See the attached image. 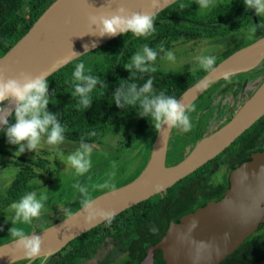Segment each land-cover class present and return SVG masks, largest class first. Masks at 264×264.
<instances>
[{
  "label": "trees",
  "instance_id": "16d2710c",
  "mask_svg": "<svg viewBox=\"0 0 264 264\" xmlns=\"http://www.w3.org/2000/svg\"><path fill=\"white\" fill-rule=\"evenodd\" d=\"M53 1L0 0V56L30 29ZM198 9L196 0H178L154 16L156 30L151 36L137 38L127 33L124 36L118 35L96 48L94 51L105 52V58L100 63L86 68V74L98 77L107 86L104 88L99 84L96 86L90 94L93 103L88 109L79 105V97L73 95L75 90L73 72L75 63L81 56L47 77L49 97L57 98L55 102L49 103L48 110L58 113V119L65 129V140L101 143L105 135L124 121H137L142 125L141 129L133 132L136 136L143 128H154L150 117L149 121L138 116V108L131 106L118 108L113 97L121 84L127 87L128 84L136 83L139 88L146 82L149 74L137 73V77H144L140 80L130 76V72L126 70L131 56L142 44L156 50L158 58L174 47L176 42L227 37L254 19L253 10L245 8L244 0L223 2L204 12H199ZM238 48L240 46L223 53L221 60ZM221 60L216 61L214 67ZM87 69H91V72H87ZM155 69L156 71L150 75L153 77V87L157 94L163 91L165 95L175 98L202 76V74L193 75L188 64L178 69ZM223 82L221 80L213 84L205 92L220 86ZM202 102L194 101L190 107L197 109L203 105ZM10 122L14 123V120L10 119ZM197 134L199 139L203 138L198 132ZM2 141L8 143L3 128L0 131V142ZM9 146L17 148L15 145L9 144ZM262 149H264V116L218 156L166 191L133 205L72 239L64 248L52 255L53 264H77V258L92 257L107 239H118L127 235L136 238L129 252L131 255H136L138 251L137 259L140 261L149 245L157 243L162 238L172 218H178L204 205L207 201L218 199L223 195L228 186L227 179L218 184L210 182V176L219 169L217 165L221 162L219 161L221 156L227 153V164L230 163L232 169L248 160L252 152ZM0 152H3L1 148ZM11 162L15 165L14 177L6 190L0 191V210L48 182V179L40 180L47 173L48 158L21 155L17 161L14 159ZM1 164L3 165V162H0ZM157 258L159 264H166L160 250ZM220 264H264V224Z\"/></svg>",
  "mask_w": 264,
  "mask_h": 264
},
{
  "label": "water",
  "instance_id": "95a60500",
  "mask_svg": "<svg viewBox=\"0 0 264 264\" xmlns=\"http://www.w3.org/2000/svg\"><path fill=\"white\" fill-rule=\"evenodd\" d=\"M65 1H53L30 29L0 56V76L15 78L21 74L27 76L43 74L47 78L71 61L115 38L92 35L95 34L93 29L96 26H90L89 11L96 16L110 17L112 15L110 12L116 10L118 5L106 8L101 15L97 14L96 9L90 7L88 13L77 14L67 20H46L48 15ZM123 1L125 3L127 0ZM130 1L126 9L129 14L140 12L155 16L178 0ZM263 41L264 38L259 39L227 56L214 67V70L206 73L177 99L184 103L188 96L199 91L198 96L212 82L218 81L222 76L252 67H229V65L233 59L249 52ZM93 43H95V47L92 46ZM85 45L88 46L87 49ZM6 106L14 109V104H6ZM239 114L241 116L237 118ZM262 116H264V81L240 107L229 123L220 130L201 138L184 158L172 165L166 164L168 141L172 129L165 127L159 146L160 152L159 148L156 149L158 132L152 155L145 168L125 185L95 197L93 199L95 214L90 216L83 210V207H80L50 226L30 234V236L38 235L43 240L40 257L53 255L82 233L133 205L166 191L179 180L218 156ZM230 126L232 127L223 136L211 144L199 148L205 138ZM2 128L3 125H0V131ZM67 141L79 146L81 143L87 144L92 151L100 150L102 146L97 142ZM160 162L163 169L158 172L156 167ZM146 169L147 173L143 176L142 173ZM141 175L142 179L129 191L112 203L106 204L105 199L117 195L119 191L134 184ZM227 182L226 190L218 199L207 201L193 211L178 218H172L162 238L146 249L145 256L139 264H159L158 250L161 251L166 264H220L248 237L259 230L264 224V149L252 152L248 160L233 167L229 172ZM193 222L196 223L195 228L191 227ZM74 226H76L75 229L65 238L56 237L61 231ZM25 260L31 262L24 257L23 251L17 248L13 241L0 246V264H13Z\"/></svg>",
  "mask_w": 264,
  "mask_h": 264
},
{
  "label": "rangeland",
  "instance_id": "374dc122",
  "mask_svg": "<svg viewBox=\"0 0 264 264\" xmlns=\"http://www.w3.org/2000/svg\"><path fill=\"white\" fill-rule=\"evenodd\" d=\"M228 1L230 0H213V5L215 6ZM209 9L199 8L198 11L204 12L208 11ZM254 20H256L255 16ZM250 21L251 22H249L240 30H237L230 37L202 38L189 42H176L174 47L167 51L173 53V60L167 59L166 52L161 57H158L156 61L150 65V67L178 69L188 64L190 66V72L193 75L201 76L202 74L201 77H203L209 71L203 73L205 70L200 67V59L202 57H215L216 62L219 59L221 60L223 53L227 51L230 52L239 46L241 48L242 46L249 45L254 40H257L262 36L264 28L257 27V30H253L254 25H259L261 23V17H259V22L256 24L255 21L252 23V19ZM145 46L147 45L142 44L139 47V49L131 56L128 64L132 62V57L136 53L139 52L142 54L143 48ZM104 58L105 52H97L92 50L77 59L75 66L77 63L83 62L86 69L100 63ZM257 66L258 67H256L255 70L247 72L246 77H249V81L251 82L258 80L260 83H262L264 81V60L259 62ZM258 75L259 78H257ZM224 78L225 77L218 80L221 81L224 80ZM228 79L231 81L230 78H227L226 81ZM216 83L217 82L214 81L210 86ZM258 83H255L256 85H250L248 82L244 88V91H246L244 97L240 96L238 93L232 94L231 88H228L226 90V94L221 95L220 101V98H215L217 94L223 90L222 85L218 87L216 86L214 89L210 88L208 92L205 91L210 86L205 88L191 102L193 105L194 101H196V103L203 101L202 104L205 107L195 110L193 113H189L193 124L192 130L185 133L181 132L179 129L172 128L168 141L166 164L172 165L179 162L194 148L196 143L200 140L198 138L197 132L202 135L201 137H205L214 133L215 131L220 130L224 125L229 123L240 107L254 94L259 86ZM56 100L57 98L50 96V102H55ZM191 104L188 107H190ZM141 128L142 125H139L137 121H124L114 130H111V132L102 138L100 143L102 146L100 147V150L93 152L91 151V167L89 171L83 175L77 174L75 169L67 160L69 153L72 154L77 151L80 147L79 145L71 144L67 141H64L60 145H48L46 143L45 136L42 138L41 144L33 152L25 151L22 153L30 155L33 158H36L39 155L49 157L50 163H47V173H45L40 179L41 181L48 179V182L33 191L36 192L37 198L43 194L47 196V200L44 202L45 206L41 210L40 217L33 219L31 224H26L22 221H15V210L11 207L13 203L0 210V246L13 241V238L9 233V229L13 227V224L16 228L22 229L28 235L37 233L38 231L50 226L56 221L66 217L67 215L82 207L81 200L89 198L88 193H90L91 197L94 199L100 194L125 185L137 175H139L147 165L152 155L156 136L160 130L147 127L143 128L137 136L135 134L133 135V132H137ZM55 147H60L71 152H61L58 150L52 151L55 149ZM0 148L3 150V152H0V162L3 163H12L11 161L18 159L22 155L21 153L16 152V147L12 148V146L10 147L9 144L4 141L0 142ZM45 149H48V151L46 152ZM226 158L227 153L221 156L219 161L222 162ZM217 166L219 167V165ZM13 168L14 165H10L4 167L3 170H12ZM112 173H115V175H111ZM228 173L229 166L224 165L223 167L217 169L210 176V182L213 184L222 183L227 179ZM11 178L12 176H9L0 180L1 192L6 190L7 186L12 181ZM106 182L108 184L107 187H100V185L105 184ZM77 184L86 187L88 189V193H81L75 187ZM64 206H67L69 209H71H60ZM108 244L109 243L105 241L98 248L92 258H77L76 263L108 264L106 259L109 254V250H111V246L108 247ZM114 251L115 250L111 252L112 258L121 257L119 256V249L118 251ZM53 262L54 261L51 255L48 257H39L31 262L25 260L13 264H53Z\"/></svg>",
  "mask_w": 264,
  "mask_h": 264
},
{
  "label": "clouds",
  "instance_id": "9594fccd",
  "mask_svg": "<svg viewBox=\"0 0 264 264\" xmlns=\"http://www.w3.org/2000/svg\"><path fill=\"white\" fill-rule=\"evenodd\" d=\"M200 9L213 7V0H196ZM246 9L255 10L256 15L261 17V23L254 25L264 28V0H244ZM183 7V6H182ZM95 25L93 32L99 37L124 36L131 33L133 36L147 38L155 32L154 16L148 13L135 12L129 14L123 7L117 8L116 12L109 16H91L90 26ZM95 47V43L92 45ZM87 49L88 46L85 45ZM163 51V49H161ZM158 53L156 50L145 46L143 52L136 53L132 57V62L127 65L126 70L130 76L143 80V76L137 77V73H147L148 78L142 87L136 83L126 85L121 84L113 94L115 104L118 108L134 107L138 108L137 115L143 118H151V124L157 130L166 125L167 128L179 129L181 132H190L193 124L189 113L195 111L175 97L167 96L163 91L157 94L153 87V77L150 73L156 71L150 65L156 61ZM168 60H173L172 52H167ZM215 57L205 56L200 59V67L205 71L214 70ZM91 72V69H87ZM75 90L73 95L78 96V104L85 109L92 106L90 94L99 84L101 88L106 87V83L98 77L86 74L83 62L77 63L73 72ZM50 103L49 83L45 75L27 76L21 74L15 78H5L0 76V125L7 141L11 145L17 146L18 153L25 151L33 152L41 144L42 138L46 136L48 145H60L65 141V129L58 119V113L48 110ZM14 104V109L5 106ZM14 120V123L10 122ZM91 147L81 143L80 148L67 157L68 162L75 169L76 173L83 175L91 167ZM111 175H115L112 173ZM107 182L100 187H107ZM75 187L81 193H88V189L80 184ZM114 187V185H113ZM89 198L81 200L83 210L90 216L96 213L93 207L94 200L88 193ZM46 195L37 198L36 192L26 193L18 202L11 205L15 210V221H22L31 224L33 219L39 218L41 210L44 208ZM101 215H104L101 213ZM192 228L196 227L193 222ZM14 245L21 249L24 257L29 261L41 256V245L43 240L38 235H28L22 229L13 227L9 229Z\"/></svg>",
  "mask_w": 264,
  "mask_h": 264
},
{
  "label": "bare ground",
  "instance_id": "6f19581e",
  "mask_svg": "<svg viewBox=\"0 0 264 264\" xmlns=\"http://www.w3.org/2000/svg\"><path fill=\"white\" fill-rule=\"evenodd\" d=\"M123 0H66L64 3H62L60 6H58L56 9H54L52 11V13L50 15H48L47 19L48 21L51 20H67L69 18H72V16L75 15H79V14H85L84 12H87L90 10V7H93L94 9H96L97 14L101 15V13H103V11L106 10V8L109 7H114L118 5V7L116 8H120L123 7L124 9H127L129 6V3L131 2L130 0H127L125 3ZM120 2V4H119ZM79 9V10H78ZM103 9V10H101ZM78 11V12H77ZM116 12V10L110 12V14H114ZM88 13V12H87ZM90 15L92 16L93 14H91L92 12H90ZM103 15V14H102ZM96 16V15H93ZM264 55V41L262 43H260L257 47H255L253 50L243 53L240 56H238L237 58L233 59L231 64L229 65V67H249L252 65H255ZM199 93V91H196L195 93L191 94L190 96H188L185 101L184 104L187 105L189 103H191V101L197 96V94ZM241 115L239 114L237 118H239ZM166 125L162 127V129H160L159 131V135L157 137V141H156V149L159 148L160 144H161V137H162V133L164 132ZM227 127L226 129H223L222 131H220L219 133L205 138L201 143L199 148H203L209 144H211L212 142H214L215 140H217L218 138H220L221 136H223L225 133H227L229 131V129L231 128ZM159 152H160V148H159ZM157 171L160 172L163 169V165L160 162L159 165L156 167ZM147 169L144 171V173H142V175L144 176L147 172ZM142 175L140 178H138L134 184L128 186L127 188H124L123 190L119 191V193L117 195H113V197L107 198L104 201H106V204H110L112 203L114 200H116L118 197H121L122 195H124L127 191H129L136 183H138L141 179H142ZM76 226L71 227L69 229L63 230L61 231L56 237L57 238H65L66 236H68L74 229ZM111 255L107 256L106 261L109 260V257ZM108 264H110L109 262H107Z\"/></svg>",
  "mask_w": 264,
  "mask_h": 264
},
{
  "label": "flooded vegetation",
  "instance_id": "af4514ba",
  "mask_svg": "<svg viewBox=\"0 0 264 264\" xmlns=\"http://www.w3.org/2000/svg\"><path fill=\"white\" fill-rule=\"evenodd\" d=\"M255 16V10H253V17ZM255 19H256V21L253 19V21H252V23H254V21L255 22H257L258 21V19H257V17L255 16ZM251 22V21H250ZM234 34V33H233ZM232 34V35H233ZM232 35H229V36H227V37H230V36H232ZM219 37V36H218ZM220 37H222V36H220ZM215 38H217V37H215ZM223 38H225V37H223ZM218 111V110H217ZM67 140H65V142H66ZM67 142H69V141H67ZM72 144V143H71ZM70 144V145H71ZM80 148V147H79ZM61 149H63V148H60V147H55V149H53L52 151H55V150H58V151H61V152H71V151H66L65 149H63V150H61ZM44 150V149H43ZM46 150V152L48 151V149H45ZM240 151V150H239ZM76 152V151H75ZM23 156H25V157H32V156H30V155H26V154H22ZM69 155H70V153H69ZM38 157H42V158H48V163H50L49 162V157L48 156H44V155H39ZM18 159H16V161H17ZM227 161H228V158H226L225 160H223L222 162H223V164L222 163H220L219 164V168H221V167H223L224 165H227V166H229V172H230V163H229V165L227 164ZM2 165V164H1ZM0 165V180L1 179H3V178H6V177H9V176H12V178L14 177V171H15V165L13 164V163H7V162H4L3 163V165L1 166ZM10 165H14V168L12 169V170H10V169H8V170H3V168L4 167H6V166H10ZM228 175H229V173H228ZM228 175H227V181H228ZM11 178V179H12ZM136 238L135 237H133V236H125V237H122V238H109V239H107L106 241L109 243L108 244V247H110L111 246V250H109V254H108V256L109 255H111L112 253V251L113 250H115V251H118V249L120 250L119 251V256H121V257H119V258H117V257H114V258H112L111 256L109 257V260H108V262L110 263V264H139V262L142 260H140V261H138V259H137V256H138V251L136 252V255H131L130 254V252H129V250H130V247H132L133 246V244H132V242L135 240ZM150 246V245H149ZM105 250V249H104ZM114 251V252H115ZM100 253H102V252H100ZM99 253V254H100ZM158 253V252H157ZM93 257V256H92ZM91 257V258H92ZM97 257V256H96ZM95 258V257H94ZM93 258V259H94ZM92 259V260H93ZM158 259V258H157ZM159 262V261H158Z\"/></svg>",
  "mask_w": 264,
  "mask_h": 264
},
{
  "label": "crops",
  "instance_id": "0c3cea01",
  "mask_svg": "<svg viewBox=\"0 0 264 264\" xmlns=\"http://www.w3.org/2000/svg\"><path fill=\"white\" fill-rule=\"evenodd\" d=\"M255 16L257 17V19H258V21L257 22H255V24L256 23H258L259 22V16L258 15H256V13H255ZM256 21V20H255ZM264 38V32H263V34H262V36L261 37H259L257 40H254L252 43H254V42H256V41H258L259 39H263ZM252 43H250V44H252ZM249 44V45H250ZM245 46H248V45H245ZM245 46H242V47H245ZM241 47V48H242ZM241 48H239V49H241ZM255 48V47H254ZM253 48V49H254ZM238 49V50H239ZM252 49V50H253ZM237 51V50H236ZM251 51V50H250ZM235 52V51H234ZM233 53V52H232ZM231 53V54H232ZM264 56V55H263ZM262 56V57H263ZM225 59V58H224ZM264 60V57L262 58V60L261 61H263ZM222 61V60H221ZM220 61V62H221ZM260 61V62H261ZM258 65V62L255 64V65H252V67H250V68H248L247 70H239V71H234V72H231V73H228L226 76H222L221 78H223V77H225L224 78V82L221 84L222 85V88H223V90H221V92L220 93H218L217 94V96H216V98L215 99H218V98H220L219 99V101L221 100V95H224V94H226V90L228 89V88H231V92H232V94H240V96H243L244 97V94H245V92L246 91H244V88H245V86L248 84V82L250 83V85H254L255 83L257 84L259 81L258 80H254V81H249V77H246V73L247 72H251V71H253V70H255L256 69V67H258L257 66ZM236 67H239V66H236ZM252 74H254V73H252ZM257 74H259V73H257ZM243 76H244V78H243ZM239 77H242V79H240ZM257 77V76H256ZM220 78V79H221ZM227 78H230V80L231 81H229V79L226 81V79ZM257 78H259V75H258V77ZM219 81V80H218ZM218 81H216V82H218ZM255 84V85H256ZM220 85V86H221ZM258 85L260 86L261 85V83L259 82L258 83ZM258 86V87H259ZM233 89V90H232ZM242 89V90H241ZM242 97V98H243ZM242 98H241V100H242ZM206 106V105H205ZM202 108H205L203 105L202 106H199V107H197V109H195V110H199V109H202ZM192 113H193V111H192ZM198 130H200V129H198ZM93 152V151H92ZM60 209H68V210H70L69 209V207H67V206H64V207H62V208H60ZM57 210H59V209H57ZM56 211V210H55Z\"/></svg>",
  "mask_w": 264,
  "mask_h": 264
}]
</instances>
